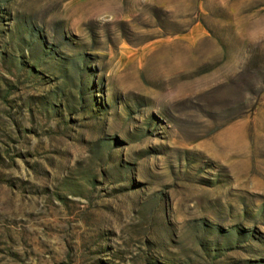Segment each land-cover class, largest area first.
Listing matches in <instances>:
<instances>
[{
  "label": "rangeland",
  "instance_id": "374dc122",
  "mask_svg": "<svg viewBox=\"0 0 264 264\" xmlns=\"http://www.w3.org/2000/svg\"><path fill=\"white\" fill-rule=\"evenodd\" d=\"M0 264H264V0H0Z\"/></svg>",
  "mask_w": 264,
  "mask_h": 264
}]
</instances>
